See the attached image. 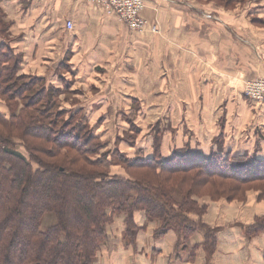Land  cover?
Instances as JSON below:
<instances>
[{"label": "crops", "instance_id": "obj_1", "mask_svg": "<svg viewBox=\"0 0 264 264\" xmlns=\"http://www.w3.org/2000/svg\"><path fill=\"white\" fill-rule=\"evenodd\" d=\"M144 1L142 16L148 27L136 34L86 0H0L9 24V34L0 35V45L20 53V71L36 77L51 79L49 71L54 67L71 66L87 71V77L108 69L123 76L133 68L134 74L149 77L144 88L134 87L138 97L146 98L148 108L146 101L153 102L149 99L157 91L156 77L163 76V89L169 93L165 121L182 123V130L187 125L191 133L177 135L179 142H190L205 152L222 135L226 147L233 148L227 152L244 151L264 160V103L246 98L241 91L242 83L255 75L254 60L259 66L256 72L264 78V45L259 44L264 37H258L264 28L254 30L246 18L217 2ZM251 1L261 9L253 12L251 7L245 16L257 13L264 22V0ZM68 21L74 24L72 31L66 28ZM158 28L160 35L148 33ZM199 203L207 206V212L201 218L191 217L214 231L215 247L206 244L203 232L184 246H178L174 231L157 237L156 224L147 223L144 213L137 212L135 224L148 226L128 243L126 217H116L95 264H264V232L253 237L246 233L257 218L264 217V201L251 196L235 207L226 202Z\"/></svg>", "mask_w": 264, "mask_h": 264}, {"label": "trees", "instance_id": "obj_2", "mask_svg": "<svg viewBox=\"0 0 264 264\" xmlns=\"http://www.w3.org/2000/svg\"><path fill=\"white\" fill-rule=\"evenodd\" d=\"M8 32L0 9V35ZM22 63L20 53L0 45V102L9 112L0 113V264H95L116 217H126L131 243L146 228L135 224L137 212L156 224L157 237L174 231L184 246L203 232L215 247L214 231L191 217L207 209L196 196L244 202L248 192L259 191L264 199V161L241 156H118L128 171L112 175L93 158L97 136L80 124L60 128V91L40 77L23 82ZM262 232L264 217L246 228L248 237Z\"/></svg>", "mask_w": 264, "mask_h": 264}, {"label": "rangeland", "instance_id": "obj_3", "mask_svg": "<svg viewBox=\"0 0 264 264\" xmlns=\"http://www.w3.org/2000/svg\"><path fill=\"white\" fill-rule=\"evenodd\" d=\"M201 2H217V4L224 9L239 14L242 19L246 18L248 26L251 24L254 30L256 29L258 31L257 28H264V22L258 18L259 15H256L257 13L252 14L250 17L245 16L244 14L245 10H249L251 7L253 12L256 9H261L256 6L255 1L201 0ZM247 3L249 5H247ZM5 23L8 24L6 21ZM148 33L152 36H155L158 33L160 35L161 30L159 29V31L157 30L155 32L152 29L151 31H148ZM259 34L258 37L261 38V35L264 37V30ZM259 44L264 45V39L261 40ZM128 63L132 65V62ZM131 65H129V67H131ZM254 65L256 66L255 75L245 83L243 82L244 84L242 83V95L244 94L246 98H250L247 94L246 84L253 80L263 78L258 75V72H256L259 67L257 60H254ZM262 69H264L263 65ZM103 72L105 73L87 77L84 75L87 74V71L86 73H82L81 70L71 66L62 69L54 67L49 71L50 75H53V79L44 78L43 84L46 85L48 89L54 87L60 91L57 101L60 106L59 110L63 111L62 113H65V116L62 121H59V127L61 128L64 125L72 126L74 124H80L83 128L88 127L92 134L98 138V141L94 143L96 147L94 148L92 145L90 146V148H93L97 153L93 158L100 159L112 175H126L125 173L128 171L125 163H122L118 159V156H124L125 159L129 160L155 158L159 161H168L175 158L178 154H183L182 157H184L188 153H197L200 155L201 159H212V157L218 154L223 158L224 156L226 157L229 155L230 157L241 156L242 158L247 157L252 160H261V158H258L256 155L244 154L243 150L240 155L238 154L240 152L237 150L234 154L227 152L230 151L229 149L233 148L230 146L226 147L222 135L216 136L207 151H203L204 153L195 144L186 141L179 142L176 139L177 135H180L183 132L186 137L191 133L188 132L187 125H184V129L182 130V123L172 124L170 121L168 123L165 121L166 116L169 114L166 115L168 110L164 108V105L166 96L169 93L165 92L163 89V76L156 77L157 91L151 95L149 99L153 102L149 103L146 101L149 106L148 108L143 102L146 98H140L138 97L140 95L134 92L135 86H141V88H144L145 84H148L149 77L147 75L139 76L138 74H134L133 68L130 73L123 76L118 75L116 69H108ZM19 75H24L23 82H28V78L36 77L31 74H23L21 71ZM137 97L142 100H137ZM23 104V102H20V107H22ZM174 110L180 116V109L177 108ZM149 111L152 112L150 113ZM0 113L9 116L6 105L1 102ZM150 115L153 117L151 120L148 119V116ZM156 117L160 119L157 120ZM169 118H171V115ZM80 131L81 130L77 128V132ZM165 135L169 136L168 142L165 140ZM48 147L53 149L52 146ZM19 150L25 154L23 148H20ZM239 161L241 162V159ZM234 162L236 163V160ZM131 174L135 177H138L139 175V173ZM251 196H256L261 202L264 201V199H260L261 194L259 191L248 192L246 201L244 202H231L224 198L214 201L211 197L204 194L196 196L195 199L198 201H208L210 204H215V202H226V204H231L235 207L244 205L250 200ZM178 198H182V196H179L178 194ZM206 212L207 209L205 213ZM51 222L52 220L47 223L49 224ZM147 226L148 225H146V227ZM126 230L127 226H125L124 239L128 243H131Z\"/></svg>", "mask_w": 264, "mask_h": 264}, {"label": "built area", "instance_id": "obj_4", "mask_svg": "<svg viewBox=\"0 0 264 264\" xmlns=\"http://www.w3.org/2000/svg\"><path fill=\"white\" fill-rule=\"evenodd\" d=\"M86 2L99 8L107 16L117 17L133 33H142L148 27V21L142 16L145 9L144 0H86ZM66 28L72 31L74 24L68 21ZM246 85L250 97L248 99L264 103V78L253 80Z\"/></svg>", "mask_w": 264, "mask_h": 264}]
</instances>
